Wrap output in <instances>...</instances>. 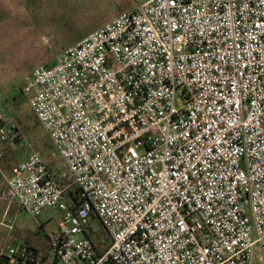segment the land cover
<instances>
[{"label": "built area", "instance_id": "2783aa9c", "mask_svg": "<svg viewBox=\"0 0 264 264\" xmlns=\"http://www.w3.org/2000/svg\"><path fill=\"white\" fill-rule=\"evenodd\" d=\"M23 93L73 181L37 153L6 171L1 145L22 136L0 111L6 199L62 214L47 257L0 246V262L264 264V0H147Z\"/></svg>", "mask_w": 264, "mask_h": 264}, {"label": "rangeland", "instance_id": "374dc122", "mask_svg": "<svg viewBox=\"0 0 264 264\" xmlns=\"http://www.w3.org/2000/svg\"><path fill=\"white\" fill-rule=\"evenodd\" d=\"M146 1L0 0V111L16 123L22 136L1 145L6 171L37 153L53 174L64 177L65 165L28 100L17 105L14 98L23 93L37 67L53 65L65 50ZM61 220L57 210H47L35 219L0 200V246L44 243L58 232Z\"/></svg>", "mask_w": 264, "mask_h": 264}, {"label": "trees", "instance_id": "16d2710c", "mask_svg": "<svg viewBox=\"0 0 264 264\" xmlns=\"http://www.w3.org/2000/svg\"><path fill=\"white\" fill-rule=\"evenodd\" d=\"M25 100H27V98L24 93L14 98L15 104L17 105H21ZM55 176H57L58 181L63 187H67L73 181L70 174H66V176L64 177H61L59 174H55ZM72 187H77V186L73 185ZM74 190L76 191L77 189L71 188L70 190H68L67 195L70 197L73 196ZM97 223L98 222H97L96 217L93 216V227L91 226V236L94 238V240L98 244V251L102 253L110 246L111 240H110V237L106 234V232L102 229V227H99L98 230L94 229V224H97ZM0 264H8V262L7 260H2Z\"/></svg>", "mask_w": 264, "mask_h": 264}, {"label": "crops", "instance_id": "0c3cea01", "mask_svg": "<svg viewBox=\"0 0 264 264\" xmlns=\"http://www.w3.org/2000/svg\"><path fill=\"white\" fill-rule=\"evenodd\" d=\"M3 187H0V200H4L8 203V200L6 199V195H5V192H6V185H5V182L0 179V186ZM14 206L17 207V205L14 204ZM9 221V220H8ZM49 238V236H48ZM43 243V241H38L36 242V244H33L32 242H29V241H26L25 244L29 245L30 247H32L35 251H37L39 254L41 255H44V257H47L48 256V239Z\"/></svg>", "mask_w": 264, "mask_h": 264}]
</instances>
